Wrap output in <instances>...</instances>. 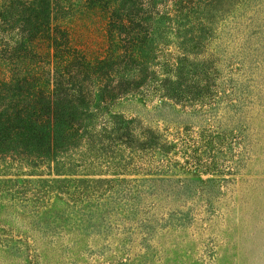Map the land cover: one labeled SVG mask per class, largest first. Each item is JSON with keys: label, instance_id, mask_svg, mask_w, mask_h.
<instances>
[{"label": "rangeland", "instance_id": "rangeland-1", "mask_svg": "<svg viewBox=\"0 0 264 264\" xmlns=\"http://www.w3.org/2000/svg\"><path fill=\"white\" fill-rule=\"evenodd\" d=\"M212 9L203 39L205 66L213 72L211 79L219 80L205 100L219 103L209 122L202 125L210 115L197 113L204 110L198 102L188 109L190 115L158 107V98L146 103L127 98L115 110L139 115L145 125L162 131L188 125L198 132L214 123L242 128L244 156H237L238 145L229 161L239 165L235 174L179 169L172 182H159L168 177L130 173L123 170L125 162L103 156L91 155L85 169L72 167L70 173H57L50 162L34 168L2 157L0 264H264V0H220ZM66 12L78 47L102 54L103 20L85 14L76 1ZM236 98L240 110L230 113L226 107ZM203 159L222 164L227 158L213 151ZM176 160L185 162L181 154ZM207 179L214 181L200 182ZM121 180L146 181L147 194L127 201L125 193L135 184ZM172 187L174 197L169 198ZM163 189L164 195L156 196Z\"/></svg>", "mask_w": 264, "mask_h": 264}, {"label": "trees", "instance_id": "trees-1", "mask_svg": "<svg viewBox=\"0 0 264 264\" xmlns=\"http://www.w3.org/2000/svg\"><path fill=\"white\" fill-rule=\"evenodd\" d=\"M74 1L85 14L103 20L102 54L78 47L65 16ZM216 1L220 0H0V158L34 168L50 162L57 173H70L72 167L85 169L91 155L103 156L119 165L125 162L123 170L130 173L168 177L159 182H172L179 169L235 174L239 165L229 161L235 146L241 149L237 156H244L242 128L227 123L223 129L214 123L200 126L198 132L188 125L162 131L145 125L139 115L115 110L127 98L145 103L158 98V107L190 115L188 109L198 102L204 110L197 113L210 115L202 125L209 122L219 102L205 99L219 77L211 79L213 72L205 66L203 39L208 38ZM240 107L236 98L226 108L237 114ZM160 117L167 121L165 114ZM213 151L227 159L222 164L205 161ZM179 154L185 158L183 164L176 160ZM120 182L135 184L125 193L127 201L147 194L144 180ZM173 188L167 197H174Z\"/></svg>", "mask_w": 264, "mask_h": 264}]
</instances>
